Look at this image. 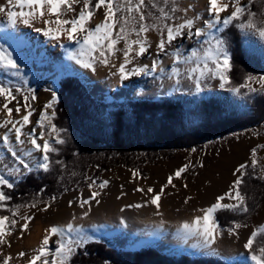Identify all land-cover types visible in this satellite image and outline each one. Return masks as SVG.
Here are the masks:
<instances>
[{
  "label": "rangeland",
  "instance_id": "374dc122",
  "mask_svg": "<svg viewBox=\"0 0 264 264\" xmlns=\"http://www.w3.org/2000/svg\"><path fill=\"white\" fill-rule=\"evenodd\" d=\"M146 3H148V0H146ZM241 3L247 4L248 0H241ZM177 4L180 9L186 8L190 4L193 6L189 9L187 13L188 16H193L197 13L201 14L202 19L197 21V26L202 27L203 19L209 18L207 13L204 12L207 0H177ZM80 6L81 5H77V9H79ZM144 11L146 15L151 13V15L148 16L149 23H152L153 18L159 14L155 8L151 7L150 3H148ZM252 11L257 13L256 20L258 22L264 21V2L257 9L255 8ZM68 15L71 16L74 14L69 13ZM184 15L185 13L182 11L176 12L177 17L183 18ZM103 16V9L96 11L92 20V26L101 22ZM0 18L6 19V17L2 15ZM171 22L172 21H170V23ZM179 22H181L180 19L175 21V23ZM151 32L154 34L153 38L150 35ZM239 32L244 47L250 52L257 53L262 63H264V39H261L259 35L252 32L244 33L240 29ZM217 35L221 37L220 32L217 33ZM147 37L151 43V47L148 49V52L139 56L138 59L137 56H134L135 58L130 63L128 70L133 69L137 65L147 64L150 66L151 62L158 58L160 62L166 63L168 69H172L173 66L177 65L181 71L180 83L176 84V77L174 81L169 83V78H167L165 74L157 79L143 78L144 74L142 73L128 76V78L123 79V81L127 84L130 83L131 87L129 86V88L125 90L129 95L120 98L118 96H111L112 87L107 88L106 92L104 90L96 91L94 88L95 86H93V81L81 77L76 72H68L67 69L63 68L56 61L57 57L62 53L60 52L62 48L59 41H53L43 36L42 33L43 49L40 50L38 47L34 46L32 40L18 42L15 39L10 40L0 34V45L8 52L12 53L17 64L26 66L28 67L27 69H29H26V72L24 71L21 76H15L8 72L0 73V85L12 88L16 95V100H13L9 104V107L15 109L17 102L21 105V111L19 113L13 111V117L20 118L26 111L35 109L30 117L31 122L28 124L26 131L22 130L23 133L27 134L32 129H35L38 136L39 132L42 130L37 124V121L39 120L41 111L45 109V105L52 100V94L55 92L58 78L61 75L70 73L78 75L85 84L89 94L95 99L94 101H90V104L86 108L89 114L80 111L81 109L79 108L80 110H78L77 115L82 118L83 122H78L73 125L74 128L70 126L68 129L67 134L70 140L72 139L75 143L82 144L84 150H80L78 154H75L67 162L62 163L60 172V184L63 188L62 192L57 195L36 196L26 203L20 204L19 215L16 217H12V212L10 210L9 213H6L3 211L4 209H0V215L8 214L6 216L15 218L18 221L17 226L12 230V234L7 237L10 246L9 244L0 246V261H2L3 255H11L13 257L12 261L18 257L19 251H14L13 247L16 245L15 237L20 235L22 231L19 227V225L23 223L20 216L35 213L34 219L29 222L31 227L28 229L32 231L33 227L41 221L40 224L46 230L51 225H57L58 222L52 219L51 216H54V214L64 208H72L75 211L76 219H73L71 223L82 230V234L88 238V241L101 240L116 248L138 249L143 246H152L165 253L179 254L183 252L193 256L206 254L208 252L207 249H204L199 253H188L181 249L179 245L168 240L164 242L161 241L162 243L160 242L158 246L141 244V242L135 238V234L141 232L139 227H135L134 231L136 232L133 233L130 232L131 226L123 232L118 231L114 224H111V221L109 222L106 207L111 206V208H115L116 206L122 205L126 214L131 213L134 207H129V205H134L135 196L138 195L137 197L140 201L148 202L153 193H147V188L151 187L154 189V192H159L160 188L168 183V177L172 175V183L175 187L168 185L160 197V202L162 203L164 201L169 213H172L175 218L178 216H188L190 219L195 215L194 211L196 210H191V206L207 207L215 203L217 197L229 191L232 182L236 179V175H234L235 169L245 162H248L249 165L251 164L250 150L258 145H264V119L255 126L235 130L223 136L210 138L206 140L203 145H187L174 148L161 147L158 149V152L151 148L135 147L125 149L109 145L107 137L103 133L108 115L106 107L101 103L106 99L122 100L124 98L136 96L152 97L155 94L170 91L175 92L174 97L182 98L186 112L188 113L191 111L190 107L194 100L210 94L219 96L229 109L241 110L246 107L247 101L243 95H236L229 90L231 87L235 86L227 85L221 88L218 78L202 80L201 91H196L195 84L192 80L186 78L185 72L187 68L193 65L185 64L183 60L174 63V57L171 53L176 48L180 50L182 56H188L194 48H200V44L197 43L196 38L188 39L186 36L179 37L173 42L174 47H169L165 52L158 53L157 48H154L152 45L158 44L160 33L156 30H152L147 33ZM132 38L135 39V34H133ZM206 38L207 37H202L200 39L203 40ZM72 41L74 44L76 43L74 42L76 40ZM118 45L123 49L124 41L118 43L116 47ZM122 49H120V53L115 52L111 58H107L109 61L107 65L102 63L100 59L95 61L94 67L96 73L100 68L104 69L105 67H110L112 63V65H116L114 66V70L108 69L103 74L105 83H110L115 77L120 76L118 65L123 63V60H120L122 57L124 59ZM119 54L120 56L122 55L121 58ZM94 55L98 57L99 52ZM116 57H118V60ZM119 60L122 62H116ZM249 73L254 76L264 75V71L253 70L249 71L247 74ZM247 74L244 76L241 84L244 83ZM253 86L259 88L258 84H254ZM17 88L21 89V91L16 92L15 90ZM29 89L32 90L31 93L28 92ZM244 92L249 95L255 94L248 93L247 89H245ZM256 93L264 94V91H258ZM25 95H29V97L35 95L36 97L34 100L30 98L27 101V103L31 105V109L23 108ZM57 97L56 94V99ZM3 103L4 98L0 97V107H2ZM47 112L51 116L53 105L47 109ZM5 116L6 110L0 111V121H3ZM77 125H79V127H77ZM92 125L94 128H91ZM8 127H11V125ZM44 130L45 138L47 139L49 138L47 121H45ZM92 130H94L93 134L96 137L94 140L89 139L87 136ZM5 131H7V129L3 130V128H0V136H2ZM63 134L62 137H64ZM9 136L12 140L11 147L17 154L21 155L29 165H34V159H39L41 154L33 150L31 156H24V151L32 148V146L24 150L18 149L21 145L15 141V132L9 133ZM21 138L25 141L28 140L27 135H22ZM86 139H88V141H86ZM39 142L42 143V140ZM23 145L29 146L30 144L26 142ZM193 149H195V151H193ZM257 159L259 163L255 171L251 166H249V170H251L254 175L261 176L264 175V172H261V168L264 167V148L257 149ZM200 163L203 164V167L200 166ZM185 164H193L195 167H190L182 174L181 178H176L174 176L175 171ZM4 165H8L9 167H20L23 173L26 172L23 166L18 164L16 158L12 156L11 152L8 150V146H5L3 142L0 141V174L5 175V177L12 182L17 180L19 176L10 175ZM94 170H96L97 175H95ZM133 173L137 174L134 176ZM104 180L109 181V183L105 188L99 189V184ZM93 181H95V184L90 189L88 185ZM185 184H187V187H184ZM138 189H144L145 191H139ZM93 191L100 192V195L96 197L99 203H96V200H90L88 205L81 208L80 201L82 199H88ZM52 197H55V199H51ZM188 197H191V199L185 202ZM34 200L43 202L38 203V207L42 208L44 203H51V207L48 211H37L35 208H29L28 205ZM69 201H72L71 205ZM223 202L230 203L232 201L226 198ZM8 207L9 209H15L16 205ZM85 211H88L87 216L84 215ZM116 214L117 213L114 214L115 217ZM111 218H113V216H111ZM234 222L247 226L241 227L236 230L235 234L229 235L228 229L233 227L234 223L229 228H223L219 225L224 234L218 236L217 242L213 246L216 250L215 255L225 260L234 258L239 259L240 262L238 264H255V262L251 260V253L248 249H245L244 244L254 229L264 225V203L246 219ZM28 229L27 231H29ZM72 235L75 237L77 234L72 233ZM52 238L53 241L58 239L56 236ZM261 244H264V233H261L254 243L253 251H256L257 254H259L258 249ZM12 261L10 263H12Z\"/></svg>",
  "mask_w": 264,
  "mask_h": 264
},
{
  "label": "snow or ice",
  "instance_id": "6c2138e0",
  "mask_svg": "<svg viewBox=\"0 0 264 264\" xmlns=\"http://www.w3.org/2000/svg\"><path fill=\"white\" fill-rule=\"evenodd\" d=\"M150 3L152 8L158 11V15L153 18V22H148V15L145 14V7ZM5 0V3L0 4V15L5 16L7 19V26L16 28L20 24L28 27H33L38 33H43L53 41H58L61 35H66L70 40H76L80 45L79 52H73L70 54V59L76 61L81 67L85 69H91L95 71V61L100 59L104 64H108L107 54L114 55L117 51L116 45L121 41H124L123 56L124 61L119 65V74L122 79L128 78V76L139 75L141 73H154L160 71L163 73L165 69L162 66V62L154 59L151 66L137 65L131 70L126 68V65L132 62L135 56H142L151 47V43L148 40L147 33L156 30L160 33V39L156 45L157 52H165L169 47H174V41L179 37L186 36L188 39H197V43L200 44V48H194L190 55L182 56L180 50L176 48L171 55L174 57V63L183 60L185 64H192L185 70L186 78L192 80L195 84L196 91H201V82L208 78H218L220 81V87L224 88L231 83L229 73L232 69V57L230 55L227 41L217 35L222 32L224 28L229 25H235L244 33L252 32L259 35L261 39H264V21H257V13L252 11L251 5L253 0H248L247 4H242L241 0H207V5L204 12L207 13L208 19H203V26H197V21L202 19L201 14L197 13L193 16H188L189 9L193 6L190 4L188 7L180 9L177 0ZM77 5H81L77 9ZM19 9V10H15ZM27 9V10H25ZM103 9V20L92 26V20L96 11ZM182 11L185 13L183 18L177 17L176 12ZM69 13L74 15L69 16ZM63 17V18H62ZM177 19L181 22L175 23ZM40 21L42 26L36 27V22ZM170 21H172L170 23ZM54 25V27H53ZM221 26V27H218ZM215 30V31H213ZM135 34V39L132 38ZM207 37L201 40L200 38ZM99 52V56L94 54ZM0 67L13 71V75L21 76L19 71V65L13 58L12 53L0 45ZM115 74V73H114ZM181 71L178 67L173 66L169 78L176 77V84L180 83ZM254 84H258L259 88L254 87ZM245 88L248 93H256L258 91H264V75L254 76L251 73L247 74L244 83L235 87H231L229 90L236 95H241L240 89ZM16 92H20L21 89L17 88ZM31 89L28 90L31 93ZM247 95V93H245ZM0 97L4 98V103L0 107V111L6 110V116L3 121H0V128H6L7 131L0 136V141L5 146H8V150L12 156L16 158L19 165L23 166L24 170L28 172L33 171V167L23 159L21 155L11 147L12 140L9 137V133L15 132V141L23 145L26 142L32 146V148L24 151V156H31L33 150L40 153L39 159H34V167L36 169H42L44 172H48L51 166V153H57L59 149L55 145L65 143V140L60 136V129H57L56 125L52 123L51 117L55 116V112L48 114L47 109L52 107L56 101V94L53 92L52 100L45 105V109L41 111L37 124L41 127V131L38 136L35 129H32L27 134L23 133V128L28 125L30 117L35 109H31V105L27 101L31 98L36 99L35 95H25L23 108L31 109L26 111L19 119L13 118V111L19 113L21 111V105L17 102L15 109L9 107V104L16 100V95L13 89L0 85ZM45 121L48 122V137L45 138L44 125ZM11 125V127H8ZM22 135H27L28 140L22 139ZM42 140V143L39 142ZM264 148V145H258L250 150L251 164L248 162L240 164L234 171L236 179L232 182L229 191L224 195L216 198V202L211 204L205 209H201L202 215H197L192 218L191 221H185L180 226L186 237H197L198 244L201 248L207 249L206 254H215L216 250L213 247L218 236L224 234L215 218V213L220 210H228L232 212H245L249 211L246 195L241 191V185L244 183L243 177L246 174V169L251 166L255 171L259 161L257 159V149ZM195 151V149H193ZM56 163H61L56 161ZM203 167V164L200 163ZM10 175L22 176L23 172L20 167H9L4 165ZM190 167H195L193 164H185L178 168L174 176L181 178ZM261 172H264V167L261 168ZM137 173H133L135 176ZM238 174V175H237ZM264 179V175L258 177ZM173 176L168 177V183L160 188L159 192H154V189L147 188V193H153L148 201L152 205H155L157 209L160 207V197L164 193V189L168 185H175L172 183ZM109 181L104 180L99 184V189H103L107 186ZM95 181L90 183L88 187L91 189ZM2 186L12 188L14 183L7 179L5 175L0 174V209H5L7 206L4 203L11 199V196L6 195ZM187 187V184L184 185ZM139 191H145L144 189H138ZM43 191V189L41 190ZM100 195L99 191H93L88 199H82L80 201V207L84 208L89 204L90 200L96 199ZM232 202L224 203L225 199ZM51 199H55L52 197ZM191 197L186 198L185 202H188ZM38 203L42 201H33L29 208H35L37 211H48L51 207V203H44V206L38 207ZM72 201H69L71 205ZM10 209L12 217L19 215V208ZM129 207H141V205H129ZM84 215H88V211L84 212ZM35 213L29 215L24 214L20 216L23 221L19 227L22 230L29 228V222L34 219ZM75 219V217H73ZM234 226L228 229V234L233 235L236 230L247 225H242L238 222H233ZM18 221L15 218H10L6 215H0V246L9 244L7 237L12 234V230L17 226ZM72 233L77 235L74 237ZM264 233V225L258 226L249 235L245 249H248L251 253V260L255 264H264V244L258 249V253L253 251L256 238ZM23 236V231L20 233ZM53 236L58 237L50 245V240ZM187 242V241H185ZM88 243V238L82 234V230L75 227L71 222L66 225H51L45 230V234L39 244V246L33 250L27 264H71L72 257L76 254L77 249L83 248ZM10 246V244H9ZM18 256L23 258L26 253L21 251ZM13 257L11 255H3L0 264H10Z\"/></svg>",
  "mask_w": 264,
  "mask_h": 264
},
{
  "label": "trees",
  "instance_id": "16d2710c",
  "mask_svg": "<svg viewBox=\"0 0 264 264\" xmlns=\"http://www.w3.org/2000/svg\"><path fill=\"white\" fill-rule=\"evenodd\" d=\"M264 0H253L251 9H257ZM227 41L232 57V69L229 73V86H238L249 71H264V63L257 53L248 51L243 43L239 29L229 25L220 32ZM241 95L246 99V107L241 110L229 109L217 95L210 94L197 98L186 112L184 101L174 97L175 92L158 93L152 97L136 96L122 100H104L108 119L103 130L109 145L125 149L142 147L158 152L161 147L174 148L187 145H203L210 138L223 136L229 132L257 125L264 119V94ZM57 99L53 104L55 116L52 123L60 129V136L65 143L55 145L59 151L51 153V166L48 172L42 169L23 173L15 180L14 186H2L11 199L5 201L8 206L24 204L36 196L57 195L63 188L60 181L62 163L67 162L80 150L82 144L70 140L67 132L74 124L83 122L77 115L78 110L86 111L90 101H94L85 84L76 74H64L58 78L55 89ZM80 108V109H79ZM83 109V110H82ZM89 114V113H88ZM79 127V125H77ZM91 128H94L92 125ZM92 130L87 134L91 140L96 139ZM88 141V139H86ZM85 146V145H84ZM91 146V144H90ZM60 161L61 163H56ZM97 175L96 170H94ZM249 167L240 186L246 195L249 211L216 212L217 223L229 228L234 221L244 220L264 203V179H259ZM43 189V191H41ZM8 215V214H6ZM239 259L225 260L215 254L189 255L186 253H165L152 246L135 248H116L101 240H89L83 248L77 249L71 264H238Z\"/></svg>",
  "mask_w": 264,
  "mask_h": 264
},
{
  "label": "bare ground",
  "instance_id": "6f19581e",
  "mask_svg": "<svg viewBox=\"0 0 264 264\" xmlns=\"http://www.w3.org/2000/svg\"><path fill=\"white\" fill-rule=\"evenodd\" d=\"M5 3V0H0V4ZM19 10V9H15ZM27 10V9H25ZM1 16V15H0ZM7 19H2L0 18V34L4 35L8 39H15L16 41L20 42H27L28 40H32L34 46L38 47L40 50L43 49V42L41 38L42 33H38L34 30L33 27H28L20 24L16 28H11L7 26ZM36 27H41L42 24L40 21L36 22ZM54 27V25H53ZM151 37L153 38L154 34L151 32L150 33ZM44 36V35H43ZM61 44L62 52L59 57H57L56 61L65 69L68 70V72H76L79 74L81 77H84L85 79L93 81L95 86V90H104L106 92L107 88L112 87L113 90L111 92V96H118V97H123L125 95H129L125 90L129 88L130 83L127 84L126 82L123 81V79L118 76L115 77L110 83H105L103 74L108 70V69H115L114 66L115 64L110 67H105L104 69H99L97 73L95 71H92L91 69H85L81 67L80 64L76 63L75 60L70 59V54L73 52H79L80 45L76 42L75 44L73 43L72 40L68 39L66 35H61L60 39L58 40ZM155 44V43H153ZM154 48L156 45H152ZM57 48V47H56ZM117 53H120V49H122L121 46H117ZM61 50V49H60ZM135 56V53L132 54ZM107 58H111L112 54H108ZM120 56V54H119ZM122 56V55H121ZM120 56V58H121ZM139 56H137L138 59ZM118 57H116L117 59ZM118 60V59H117ZM123 60V57L120 59ZM116 61V62H122V61ZM133 60V59H132ZM115 61V60H113ZM115 62V63H116ZM152 63V62H151ZM19 71L23 74V72L28 68L26 66L18 64ZM130 64L126 65L127 69L129 68ZM151 66V65H150ZM162 66L165 69L163 73L160 71H156L154 73H142L144 74L143 78H154L157 79L161 75L165 74L167 78H169V74L171 73V69H168L166 66L165 62H162ZM177 67V65H175ZM119 68V65H118ZM29 70V69H27ZM15 70H8L4 69L3 67H0V73H13ZM26 72V71H25ZM1 75V74H0ZM175 77H172L171 79L169 78V83L174 81ZM151 81V80H150ZM149 81V82H150ZM131 87V86H130ZM115 89V90H114ZM114 92V93H113ZM131 93V92H130ZM110 96V95H109ZM14 119H19V117H13ZM26 125L23 130L26 131L27 129ZM6 128H3L5 130ZM10 137V136H9ZM31 147L29 146H24L21 145L18 147V149L24 150L25 148ZM17 150V149H16ZM120 196V195H119ZM138 196V195H137ZM135 196L134 197V205H141V207H134V210L131 213H127L123 210L122 205L116 206L115 208L106 207L107 209V218L109 219V222L111 221V224H114L115 228L123 232L129 226H131L130 232H136L134 231V228L139 227V230L141 232L135 234V238L138 239L141 244H152L155 246H158L161 241L168 240L170 242H173L174 244L179 245L181 249L187 251L188 253H199L200 251H203L204 249L201 248L198 244V238L197 237H186L185 234L180 231V226L184 223L181 222V218L183 216H178L174 217L172 213H169L168 209L166 208L164 201L160 203L159 209L156 208L155 205H152L149 202H144L140 201V199ZM117 197V196H116ZM113 200V199H112ZM204 207V206H201ZM194 208H198L197 206L192 207L191 210ZM205 209V208H204ZM115 211V212H113ZM187 211V209H186ZM115 213L116 217H115ZM113 214V215H112ZM197 215H202V213L195 214L193 217L190 219H187V221H191L192 218H194ZM113 216V218H111ZM73 217L75 216V211L72 208H64L60 210L58 213L52 215L51 218L55 219L58 223L57 225H66L70 222H72ZM76 219V218H75ZM41 223V221H40ZM38 223L35 227H33V230L30 231V229L27 230H22L23 231V236L17 235L16 238V245H14L13 249L14 251H23L26 253V256L21 258L18 257L12 261L10 264H27L28 258L33 255V250L36 249L44 234H45V229L43 226ZM31 225H29V228ZM10 239V238H9ZM12 239V238H11ZM11 241V240H10ZM53 238L50 240V245L52 244ZM138 241V242H139ZM187 241V242H185ZM162 243V242H161ZM206 250V249H205ZM208 251V250H207ZM17 254V253H16ZM39 264V262H37Z\"/></svg>",
  "mask_w": 264,
  "mask_h": 264
},
{
  "label": "crops",
  "instance_id": "0c3cea01",
  "mask_svg": "<svg viewBox=\"0 0 264 264\" xmlns=\"http://www.w3.org/2000/svg\"><path fill=\"white\" fill-rule=\"evenodd\" d=\"M210 205H208L207 207H209ZM206 206H204V207H198V208H194V209H196L195 211H194V214H199V213H202L201 212V209H204V208H207ZM187 219H189V217L188 216H183L182 218H181V222H185V221H187Z\"/></svg>",
  "mask_w": 264,
  "mask_h": 264
}]
</instances>
